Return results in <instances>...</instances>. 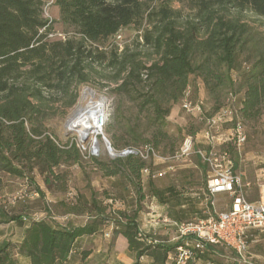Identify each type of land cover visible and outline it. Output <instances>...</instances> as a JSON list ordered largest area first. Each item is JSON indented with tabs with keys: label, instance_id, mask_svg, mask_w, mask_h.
Masks as SVG:
<instances>
[{
	"label": "trees",
	"instance_id": "1",
	"mask_svg": "<svg viewBox=\"0 0 264 264\" xmlns=\"http://www.w3.org/2000/svg\"><path fill=\"white\" fill-rule=\"evenodd\" d=\"M150 1L55 0L61 22L74 32L73 36L55 39L53 22L45 17L46 0H0V174L28 178L29 170L38 168L45 184L51 187L63 179L56 168L82 163L77 143L60 145L44 129L48 111L53 109L44 94L63 95L62 111L66 113L79 99L74 86L88 83L95 75L114 82L117 93L148 83L143 106L152 109L159 132L154 146L146 145L155 149L169 137L165 119L171 110L164 105L176 103L185 95L192 75L204 81L215 101L216 114L224 107L222 93L236 90L231 72L238 71L240 89L244 91L238 117L244 126L263 118L264 52L244 70L239 55L248 43L244 15L252 13L264 19V0H180L193 13L184 24L180 21L182 10L163 3L153 6ZM144 22L149 27L140 38L159 57L149 66L136 63V55L129 54L128 47L119 52L117 47L103 46L122 29L142 27ZM108 70L114 71L113 76H107ZM189 135L195 137L196 132ZM175 147L174 143L170 145L174 154ZM91 160L103 176L125 179L133 186L136 208L117 214L98 201L93 192L90 202L80 200L74 206V212L89 214L84 226L68 229L46 220L34 221L16 249L10 244L0 246V264H21L14 250L27 258L28 264H64L78 238L99 233L112 218L116 222L114 239L122 236L127 240L129 250L136 253L135 264H141L145 256L153 264H167L168 254L175 246L159 239L148 240L138 224L146 199L142 171L149 168L148 162L133 155L109 161L96 157ZM170 191L173 188L157 191L156 196L164 200L163 194ZM13 220L25 226L22 219ZM219 248L209 245L197 257L219 255Z\"/></svg>",
	"mask_w": 264,
	"mask_h": 264
},
{
	"label": "rangeland",
	"instance_id": "2",
	"mask_svg": "<svg viewBox=\"0 0 264 264\" xmlns=\"http://www.w3.org/2000/svg\"><path fill=\"white\" fill-rule=\"evenodd\" d=\"M150 1V0H149ZM45 17L53 22L56 31L55 39H63L73 36L72 29L67 28L60 20L59 8L55 5V0H46ZM169 4L176 10H182L181 24H184L193 14L180 0H157L150 1L149 4L155 6L159 4ZM244 23L247 25L248 33L245 36L248 40L245 50L239 55L242 70L249 69L256 56L264 52V19L256 17L252 13H245ZM149 27L144 22L142 27L130 26L122 29L115 37L103 43L106 48H119L121 52L126 47L129 54L136 55V63L140 62L144 66H149L159 59L152 46L143 43L140 36ZM107 76H113L114 71H107ZM233 80L237 83L236 90H227L222 93V104L224 109H231L234 113L239 110L240 103L244 97V91L240 89L239 72H231ZM116 85L112 81H106L99 75L88 83L78 84L74 89L79 93L77 104L63 113L65 97L61 94L45 93V101L53 107L49 110L44 129L60 145H67L71 142L79 146L83 161L81 164H65L55 169L63 179L48 187L44 182V175L35 168L29 170L27 177L13 176L7 173L0 174V246L10 244L12 248L19 246L25 236V228L18 224L13 218L22 219L25 226H29L34 221L46 220L47 222L68 229H75L84 226L89 220L88 213L74 212L75 204L80 200L91 201L92 193L96 194L98 201L110 206V211L117 214L123 211H131L136 208V193L133 186L125 179L118 177H105L95 167L91 158L94 140L102 143L106 137L112 147L120 151L129 146L143 147L146 144L154 146V137L158 135V127L154 124V114L152 109H145L143 104L146 99L149 85L143 83L138 87H130V91L117 93L114 91ZM92 93L87 95L86 93ZM92 101H102L103 108L101 114L102 128L100 134H89L79 132L69 126V121L73 113L79 107H87ZM186 101H202L204 104L201 117L197 113L193 114L184 108ZM215 101L207 92L204 81L201 77L192 75L189 78V86L182 98L176 103H165V108H170V113L165 119V130L168 138L163 140L161 145L155 149L156 157L150 158L146 162L149 168L155 173L156 178L149 175H142V185L146 195L142 203V210L139 213L142 217L153 213L157 215L159 224L162 227L157 231L144 233L148 240L159 239L167 245H175L172 238L176 236L173 227H165L162 220L168 217L177 222H188L205 217L206 212V189L208 178V168L197 156L192 155L179 161L169 160L173 156L170 148L175 144V151H179L184 142L190 136V132H196V144L202 145L205 141L202 137L206 129L204 117L215 116ZM222 110V109H221ZM233 128L231 123L223 125L221 134L228 137ZM247 143L244 146L242 156H239L230 146V152L238 164L237 174L244 173L245 176L253 178L256 171L264 169V116L258 123H245ZM100 161L114 160L108 152L106 145L102 146ZM253 181H256L253 179ZM126 183L128 187H126ZM43 195L38 193V189ZM168 188L173 191L163 194L164 200L156 196L157 191L166 192ZM261 186L253 185L252 191L247 193V199H258ZM173 193V194H172ZM228 195V194H226ZM231 199V197H230ZM228 199L215 198L217 211L225 208L223 203ZM223 205V206H222ZM153 208V209H152ZM114 217L115 213L112 214ZM116 222L110 219L101 228L95 237L84 236L78 241L77 260L86 264L85 260L92 252L94 256L90 264H112L113 247L116 246L114 231ZM167 229L169 234L167 235ZM107 234L110 236L108 237ZM252 243L250 253L260 252L263 258H251L256 264H264V240L260 243ZM256 246V247H255ZM16 249V248H14ZM99 250L100 252H95ZM218 254H208L196 264H208L214 261L217 264H228V257H236L232 250L219 248ZM223 255V256H222ZM14 256L21 264H27L25 258L16 254ZM250 256V254H249ZM142 261V259L140 260ZM136 258H134L135 264ZM142 263V262H141ZM143 264H151L145 259Z\"/></svg>",
	"mask_w": 264,
	"mask_h": 264
},
{
	"label": "built area",
	"instance_id": "3",
	"mask_svg": "<svg viewBox=\"0 0 264 264\" xmlns=\"http://www.w3.org/2000/svg\"><path fill=\"white\" fill-rule=\"evenodd\" d=\"M184 108L190 113L204 116L202 101L195 103L186 101ZM204 119L207 127L202 133L205 140L202 145L196 144V136H189L180 150L166 159L179 161L195 155L207 166L205 201L209 208L208 216L188 222L163 218L165 227H173L177 234L172 238L176 241L175 249L169 252L167 264H196L201 260L197 257V253L204 254L209 245L232 250L236 256L232 258L235 264H256L250 258L249 252L251 243L259 241L260 237L264 236V185L261 186L257 201L247 199L250 185L245 182L242 175L235 172V163L229 149L231 146L238 155L243 154L247 143L245 126L238 117L237 111L234 113L231 109L223 108L215 116L204 117ZM226 123H232L233 128L229 136L224 138L221 130ZM103 138L102 143L98 138L94 140L93 157L100 156L103 144L106 145L114 160L133 155L147 161L157 155L155 148L150 145L128 147L117 151L106 137ZM225 145L223 149L222 146ZM142 174L156 178L150 168L144 169ZM220 194H228L231 197V203L226 211L216 209L215 198ZM152 219L159 223L157 215H154ZM166 233L169 234V229ZM107 236L110 235L107 234ZM208 264L216 263L209 261Z\"/></svg>",
	"mask_w": 264,
	"mask_h": 264
},
{
	"label": "crops",
	"instance_id": "4",
	"mask_svg": "<svg viewBox=\"0 0 264 264\" xmlns=\"http://www.w3.org/2000/svg\"><path fill=\"white\" fill-rule=\"evenodd\" d=\"M239 156H242V155H239ZM233 160H234V158H233ZM234 163H235V172L237 173L238 164L236 163L235 160H234ZM239 174L242 175L244 180H245V182H247L250 185V187L248 188V192L252 191V187H253V185L255 186V184H258L259 186L264 185V169L256 171L255 174L252 175L253 178H250V177L247 178V176H245L244 173H239ZM253 179L256 180V181H253ZM218 196L221 199H228V200H226L225 204L223 203L225 208L223 210L221 209V211L228 210L229 205L231 203L230 196L226 195V194H220ZM258 199H253L252 198L250 201H257ZM205 207L207 208V210H206V212H204V214H205V217H207L208 216L207 213H208L209 208H208L207 204L205 205ZM153 216H154L153 213L146 214L143 217L141 215H139L138 224H139L141 232L150 233V231H157V230H159L162 227V224H159V223L157 224L155 222V220L152 219ZM23 228L27 229L28 226H24ZM25 232H26V230H25ZM95 236H97V235L95 234V235L88 236V237H95ZM83 237L84 236H82L80 238H83ZM24 238H25V236H24ZM80 238L77 239V241H76V243H75V245L73 247L72 252L69 254V256L67 258V261L64 264H82L80 261L77 260L78 250L76 248V245H77L78 241L80 240ZM116 240H117L116 241V246L114 245V247H113V251L114 252L112 254L111 260H109V263H112V264H132L134 262V258H136V253L129 250L127 240L124 237L119 236ZM262 240H264V236L260 237L259 241L252 242V243H257V245H258V243H260ZM251 247L252 246L250 245V249H251ZM95 252L97 253V252H100V251L99 250L98 251L95 250ZM249 254H250V258H253V257H255V258H263L262 254L260 252L254 251L253 253L249 252ZM93 256H94L93 252L91 254H89L88 257L85 260V263L86 264L92 263ZM225 258L227 259L226 262L228 264H235L234 262L229 261L228 257H225ZM25 259H26L27 264H28L29 260L27 258H25ZM145 259H148V261H150V263L153 264V260L150 257H146V256L142 258V261H141L142 263L141 264H143Z\"/></svg>",
	"mask_w": 264,
	"mask_h": 264
},
{
	"label": "bare ground",
	"instance_id": "5",
	"mask_svg": "<svg viewBox=\"0 0 264 264\" xmlns=\"http://www.w3.org/2000/svg\"><path fill=\"white\" fill-rule=\"evenodd\" d=\"M92 95V93H86ZM103 103L102 101H92L87 107H79L72 115L69 126L82 133L100 134L102 123Z\"/></svg>",
	"mask_w": 264,
	"mask_h": 264
}]
</instances>
